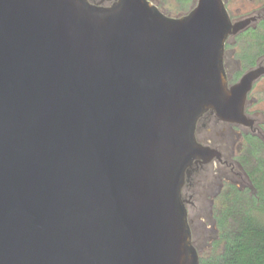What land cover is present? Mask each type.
Wrapping results in <instances>:
<instances>
[{
	"label": "water",
	"instance_id": "95a60500",
	"mask_svg": "<svg viewBox=\"0 0 264 264\" xmlns=\"http://www.w3.org/2000/svg\"><path fill=\"white\" fill-rule=\"evenodd\" d=\"M254 20L223 0L180 18L149 0H0V264H199L181 189L217 152L195 126L252 127L264 67L229 85L223 53Z\"/></svg>",
	"mask_w": 264,
	"mask_h": 264
},
{
	"label": "rangeland",
	"instance_id": "374dc122",
	"mask_svg": "<svg viewBox=\"0 0 264 264\" xmlns=\"http://www.w3.org/2000/svg\"><path fill=\"white\" fill-rule=\"evenodd\" d=\"M149 1L170 18L185 16L197 3V0ZM223 1L232 22L247 18L255 19L243 30L229 36L225 43L223 65L228 83L232 85L245 73L257 68L259 64L262 65L264 60V53L260 51L263 49L264 23L259 20L264 18V0ZM245 105L244 114L255 120L254 127L258 128V132L254 134V137L258 138L254 142V148L250 147L246 137L243 138V132L239 127H233L236 134H240L236 136L231 126L224 125V122L219 121L215 115L206 122V130L204 128L198 134L204 144L210 141L213 148H220L224 155L225 147L229 144H234L236 152L232 157L234 160L231 172L226 164L217 162L214 166V163H204V169L190 175L189 186L182 190L183 198L189 200V203L185 204V209L199 264L202 260L214 258L222 252L223 242L219 236L217 219L221 210L234 198V189L241 192L239 197L241 203L245 207L247 205L251 207L249 215L253 220L264 226V77L254 83ZM240 136L244 139L245 146L238 152L242 143ZM251 149L256 151L254 155L250 154ZM226 159L229 158L223 157V160ZM219 173L222 175L220 178ZM225 176L231 180L230 186L224 184ZM252 196L257 203H252Z\"/></svg>",
	"mask_w": 264,
	"mask_h": 264
},
{
	"label": "trees",
	"instance_id": "16d2710c",
	"mask_svg": "<svg viewBox=\"0 0 264 264\" xmlns=\"http://www.w3.org/2000/svg\"><path fill=\"white\" fill-rule=\"evenodd\" d=\"M262 46L260 51L264 53V35ZM246 139L250 147L254 148L258 138L248 135ZM255 152L253 150L252 155ZM234 191V198L221 210L217 219L219 236L223 242L222 252L214 258L202 260L201 264H264V226L249 215L251 207L241 203V192ZM251 199L252 203H257L255 197Z\"/></svg>",
	"mask_w": 264,
	"mask_h": 264
},
{
	"label": "flooded vegetation",
	"instance_id": "af4514ba",
	"mask_svg": "<svg viewBox=\"0 0 264 264\" xmlns=\"http://www.w3.org/2000/svg\"><path fill=\"white\" fill-rule=\"evenodd\" d=\"M88 2H90L91 4H98L99 2H100V0H87ZM106 4H109V2L107 3V2H105V3H103L102 5H106ZM259 20H260V22H264V18H259ZM234 23V22H233ZM224 51H225V49H224ZM263 63H264V60H263V62H262V65L261 64H259V66L258 67H264L263 66ZM257 67V68H258ZM246 106V105H245ZM211 116H214V114L213 113H211V112H206V113H204L198 120H197V122H196V126H195V139H196V141L201 145V146H204V147H209L210 149H212V150H215L216 152H217V155H214V157L212 158V164L214 163V166L216 165V163L218 162L219 164L220 163H223V164H226L227 165V167L229 168V170H230V172H231V166L233 165V160L234 159H232V157H234L235 155H234V153H236L235 152V149H234V147H233V145L234 144H229V145H227V147H225V151H226V155H224V153L222 152V150L220 149V148H213V146L211 145V142L209 141L208 143H206V144H204L203 142H202V140L199 138V136H198V134L202 131V129H204L205 128V130H206V127H207V124H206V122L208 121V119L211 117ZM247 116V115H246ZM247 118H249L248 116H247ZM218 119V118H217ZM250 119V118H249ZM219 120V119H218ZM252 120V122H253V125H252V127H245V126H242V125H238V124H230V123H223L224 125H229V126H231L230 128H232V131L234 132V134L236 135V136H239V135H237L236 134V132H235V130H234V128L233 127H239L240 128V130H242V132H243V138L245 139V137H247V135L249 134V133H251L250 135H252V136H255L254 134L256 133V132H258V128H256V127H254V125H255V123H256V121L255 120H253V119H251ZM220 121V120H219ZM218 122V121H217ZM222 122V121H221ZM247 130L249 131V132H247ZM225 130H223V132H224ZM251 131V132H250ZM242 136H240L239 138H240V140H242V143H240V146H239V149L237 150L238 152H240L241 151V149H243L244 148V146H243V141H244V139L242 138ZM262 141V140H261ZM246 142V141H245ZM262 143H263V141H262ZM253 150L251 149V151H250V154L252 155V152ZM228 152V153H227ZM223 157H227V158H229V159H226V160H223ZM229 161V162H228ZM204 165V163H202V161H195L193 164H192V166L189 168V170H188V174L186 175V177H185V182H184V184H183V188L181 189V193H182V190L184 189V188H186V187H188L189 186V179H190V177L192 176V174H194L196 171H198L199 169H204V167L205 166H203ZM229 172V173H230ZM191 175V176H190ZM224 175V174H223ZM220 176H222L221 175V173H219L218 174V177L220 178ZM226 177V179H224L223 181H224V184H228V186H230L231 185V180L229 179V178H227V176H225ZM226 182V183H225ZM182 200H183V202H184V204H187V203H189V200L188 199H183L182 198Z\"/></svg>",
	"mask_w": 264,
	"mask_h": 264
},
{
	"label": "bare ground",
	"instance_id": "6f19581e",
	"mask_svg": "<svg viewBox=\"0 0 264 264\" xmlns=\"http://www.w3.org/2000/svg\"><path fill=\"white\" fill-rule=\"evenodd\" d=\"M192 166V165H191Z\"/></svg>",
	"mask_w": 264,
	"mask_h": 264
}]
</instances>
